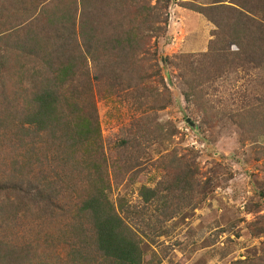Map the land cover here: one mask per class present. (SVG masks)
Segmentation results:
<instances>
[{
  "label": "trees",
  "instance_id": "1",
  "mask_svg": "<svg viewBox=\"0 0 264 264\" xmlns=\"http://www.w3.org/2000/svg\"><path fill=\"white\" fill-rule=\"evenodd\" d=\"M62 1L18 0L16 16L34 21L0 31V74L9 77L0 87V213L36 208L57 223L44 245L61 248L58 264H142V238L160 237L161 225L203 194L188 166L153 189L142 187V208L115 206L93 87L104 84V96L137 90L149 77L141 57L167 15L149 0ZM212 1L190 8L223 37L197 56L194 73L205 64L209 74L229 67L264 72V0ZM194 82L185 81L192 99ZM255 102L235 121L253 139L264 135V98ZM22 257L24 264H56L30 249Z\"/></svg>",
  "mask_w": 264,
  "mask_h": 264
},
{
  "label": "rangeland",
  "instance_id": "2",
  "mask_svg": "<svg viewBox=\"0 0 264 264\" xmlns=\"http://www.w3.org/2000/svg\"><path fill=\"white\" fill-rule=\"evenodd\" d=\"M148 2L152 7L158 3L167 15L141 57L149 77L137 90L117 95L104 96V84L93 87L109 166L108 198L115 206L140 209L142 187L153 189L162 178L189 166L203 195L163 223L160 237L142 238V264H264V135L253 139L235 126L237 116L256 105L255 98H264V72L229 67L209 74L205 64L194 73L197 56L223 37L216 38L217 28L190 8L212 7L213 1ZM17 3L0 0V31L34 21H26L23 13L16 16ZM7 75L0 74V87ZM16 78L10 76L12 82ZM186 79L195 81L194 99ZM9 212L0 213V264H24L26 249L44 252L58 264L61 248L44 245L57 223L43 219L36 208L5 217ZM130 220L136 225L137 219Z\"/></svg>",
  "mask_w": 264,
  "mask_h": 264
},
{
  "label": "water",
  "instance_id": "3",
  "mask_svg": "<svg viewBox=\"0 0 264 264\" xmlns=\"http://www.w3.org/2000/svg\"><path fill=\"white\" fill-rule=\"evenodd\" d=\"M186 122H187V124H188L190 127L195 128V125L192 124L189 120H187Z\"/></svg>",
  "mask_w": 264,
  "mask_h": 264
}]
</instances>
